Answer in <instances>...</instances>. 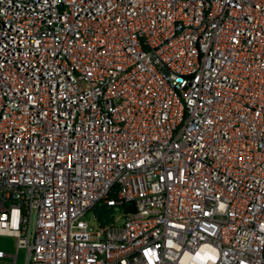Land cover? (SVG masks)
I'll use <instances>...</instances> for the list:
<instances>
[{
	"label": "built area",
	"instance_id": "obj_1",
	"mask_svg": "<svg viewBox=\"0 0 264 264\" xmlns=\"http://www.w3.org/2000/svg\"><path fill=\"white\" fill-rule=\"evenodd\" d=\"M0 235L24 264H264V0H0Z\"/></svg>",
	"mask_w": 264,
	"mask_h": 264
},
{
	"label": "rangeland",
	"instance_id": "obj_2",
	"mask_svg": "<svg viewBox=\"0 0 264 264\" xmlns=\"http://www.w3.org/2000/svg\"><path fill=\"white\" fill-rule=\"evenodd\" d=\"M94 210L95 209L90 210L87 214V217H91V215L95 214ZM114 212L112 213V216ZM0 250L10 254L17 252L16 263L13 262L11 257L5 256L0 257V264H24L26 251L24 247L17 248V239L15 237L10 235H0Z\"/></svg>",
	"mask_w": 264,
	"mask_h": 264
},
{
	"label": "trees",
	"instance_id": "obj_3",
	"mask_svg": "<svg viewBox=\"0 0 264 264\" xmlns=\"http://www.w3.org/2000/svg\"><path fill=\"white\" fill-rule=\"evenodd\" d=\"M94 211L100 222L105 224L112 219V213L114 212V209L105 203H100L96 206Z\"/></svg>",
	"mask_w": 264,
	"mask_h": 264
}]
</instances>
